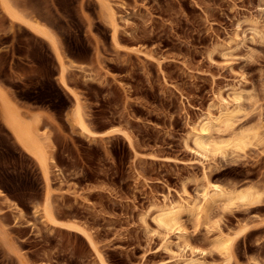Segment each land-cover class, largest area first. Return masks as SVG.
Here are the masks:
<instances>
[{"label": "rangeland", "instance_id": "1", "mask_svg": "<svg viewBox=\"0 0 264 264\" xmlns=\"http://www.w3.org/2000/svg\"><path fill=\"white\" fill-rule=\"evenodd\" d=\"M12 1L49 26L74 62L67 82L90 129L118 132L89 140L71 129L65 112L74 101L48 44L0 13V87L50 134L57 219L85 229L107 264H179L190 251L156 227V206L198 202L207 180L253 185L260 203L182 223L208 262L220 260L210 243L217 224L244 228L231 264H264V0H113L124 3L115 5L120 47L95 0ZM233 87L246 93L237 126L257 127L261 141L244 157L204 158L190 128L217 115L222 100L234 107ZM1 123L0 264H100L80 232L33 216L42 175Z\"/></svg>", "mask_w": 264, "mask_h": 264}, {"label": "bare ground", "instance_id": "2", "mask_svg": "<svg viewBox=\"0 0 264 264\" xmlns=\"http://www.w3.org/2000/svg\"><path fill=\"white\" fill-rule=\"evenodd\" d=\"M99 6L100 13L111 31L112 43L120 47L118 41L119 25L115 5L124 7V3H115L113 0H95ZM0 13L7 18L10 25L16 24L19 28H25L29 33L45 41L52 51L58 64V79L61 86L72 96L74 103L65 112V118L72 130L78 132L81 137L86 139H96L98 137L112 136L118 132L106 131L103 133L93 132L84 119V112L78 95L68 85L67 73L71 64L74 62L66 58L59 46L55 33L38 17L28 14L18 9L12 0H0ZM34 14V13H33ZM4 50H0V54ZM231 99L235 103L234 107H229L224 100L220 101L217 115H206L203 119L192 125L190 135L192 144L196 152L206 158L219 156L221 158L244 157L249 147L261 141V134L257 127L245 128L237 126L239 116L244 109L242 103L246 98V93L239 88H232ZM7 92L0 87V119L7 132L11 135L14 142L19 146L25 155L31 158L37 165L44 183V198L40 209L33 212L34 217L50 224L60 226L80 232L86 239L88 245L97 254L100 264L107 262L98 253L95 243L86 232L74 222L60 221L54 214L51 202V181L50 164L55 166L53 156L54 148L51 146L50 134L45 129L40 128L41 115L29 113V115L18 106ZM1 127V128H2ZM129 140V138L127 137ZM0 194L1 191H0ZM263 192L253 185H221L209 180L201 187L200 200L194 203L171 202L162 206H156L153 221L157 228L165 234L175 233L177 240L183 248L190 251L188 257L182 255L178 257L179 264H231L234 259L233 246L239 236L240 231L221 230L216 222L215 233L211 238L212 248L218 252L220 260L218 263H210L205 258V252L192 247L188 240L187 232L182 220L187 217L197 224L210 222V210L214 207L221 208L223 211L231 210L237 206H249L262 201ZM23 217L20 210L15 216V223ZM27 226L32 225L30 221ZM198 252L201 257H197ZM23 264V263H22Z\"/></svg>", "mask_w": 264, "mask_h": 264}]
</instances>
